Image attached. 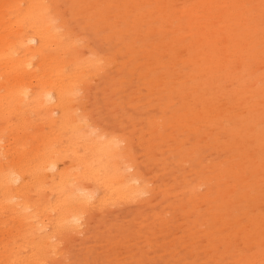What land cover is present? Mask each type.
Here are the masks:
<instances>
[{"label":"bare ground","instance_id":"obj_1","mask_svg":"<svg viewBox=\"0 0 264 264\" xmlns=\"http://www.w3.org/2000/svg\"><path fill=\"white\" fill-rule=\"evenodd\" d=\"M12 1L1 0L0 14L6 11L4 6L13 14ZM24 3L25 10L19 9L16 20L9 21L5 35L0 36V79L8 82L7 88L4 84L6 94L0 98V109L6 115L18 117V123L12 124L18 133L24 131L26 116L33 111L42 120L51 111L61 117L53 122L57 132L54 146L39 136L40 150L17 157L10 167L0 160V221L3 215L9 219L8 229L0 230L9 246L0 244V264H49L52 256L58 254L64 234L80 233L84 225L89 227L88 234L71 250L69 264H110L98 247H110L114 240L120 242L117 238L120 234H110L97 226L91 211L112 202L134 204L152 193L150 184L156 182L165 198L171 193L173 197L186 195L197 201L199 188L215 180L216 175L204 174V170L194 167L198 159L193 158L192 148L185 150L181 145L187 146L188 139L195 144L205 141L200 135L212 126L209 116L199 113L186 116L183 109L177 112L179 107L169 109L171 103L166 101L171 95L187 90L186 81L192 79L187 64L203 68L213 80L225 67L239 76L242 56L253 70H264V0H24ZM226 12L229 16L223 26L217 18ZM52 14L51 22L57 20L58 25L47 20ZM52 35L60 42L68 41L67 36L71 35L72 45L84 40L90 47L89 57L81 62V66L97 71L89 114H83V108L77 104L76 81L81 66L67 74L68 87L40 70L41 66H36L40 74L28 79H35L36 87L26 85L28 80L23 77L28 76V67L34 59L45 57ZM201 40L205 41L202 46ZM220 41H228L229 49ZM51 64L46 62L43 67ZM250 76L251 73L241 78L248 81ZM254 93L263 96V90ZM239 94L243 96L240 101L248 102L244 98L249 95L245 83L240 85ZM134 95H138V101ZM111 98L119 109L117 117L106 110L105 104ZM94 120L116 123V129L99 132ZM178 131L180 138L176 136ZM253 144L257 147L259 140ZM66 159L69 166L64 164L62 168ZM187 163L191 164L195 178L189 181L186 170L178 178L182 179V186L171 185L172 191L169 177ZM245 188L244 183L236 192L237 197L245 196ZM225 191L221 189L222 198L215 204L217 210L224 207ZM175 208V202L158 201L156 214L149 218L141 211L142 207L135 209L127 228L139 226L142 231L147 230L160 220L161 214L173 215ZM242 217L253 224L247 211ZM216 220L221 224L222 215ZM159 225L163 236L154 235L147 242L149 236L141 234L143 244L154 249L156 255L169 249L171 235L170 224L162 221ZM191 226L195 228L196 222ZM255 235L256 232L243 245L246 247L260 238ZM259 251L264 259V248ZM140 252L137 264L145 260L144 248ZM216 258L204 256L203 264H213ZM249 262L250 258L241 253L227 257L224 264Z\"/></svg>","mask_w":264,"mask_h":264},{"label":"rangeland","instance_id":"obj_2","mask_svg":"<svg viewBox=\"0 0 264 264\" xmlns=\"http://www.w3.org/2000/svg\"><path fill=\"white\" fill-rule=\"evenodd\" d=\"M11 5H13V14H10V10L6 6L4 7L7 12L0 14V36L5 35V27L9 21L11 23L16 20L19 9L25 10L27 7L24 0H13ZM6 15L8 16L6 17ZM228 16L229 13H223L217 18V21L224 26ZM2 17L3 20H1ZM53 17L54 14L47 20L58 25L57 20L55 23L51 22ZM62 31L65 32L66 29H62ZM52 36L45 57H42L41 60L34 59L32 65L27 69L28 76L23 78L28 80L29 77L40 74V70L43 69L46 74L58 79L57 83H60L61 86L68 87L70 80H68L67 74L81 66V62L89 57L91 50L84 40L72 45L71 35L67 36L68 41L62 42L54 35ZM201 41L200 46L205 42ZM220 42L226 50L229 49L228 41ZM65 49H68L70 54ZM63 51H66L67 54L61 57ZM201 60H204V56ZM46 62L52 63L51 66L44 68L43 65ZM247 64L248 60L242 56L239 63V76L232 71H227L225 67L215 80L209 77L203 68H194L187 64V70L192 73V79L186 81L188 83L187 90L171 95L166 102L171 103L169 109L179 107L177 112L181 113V109H183L186 116L192 113L209 116L212 126L200 135L205 141L195 144L193 139H188L187 146L181 145L185 150L186 147L189 150L192 148L193 158L198 159L194 167L204 170V174L210 172V174L216 175L215 180L210 181L208 186L199 188L200 199L197 201L191 200L186 195L173 197L171 193L165 198L160 192L159 183L156 182L150 184L153 192L134 204L112 202L108 206L91 211V218L94 223H97V226L104 228V231L110 234H112L111 232L120 234L117 236L120 242L114 240L110 247H98V252L102 254L103 258L107 257L110 264H137V257L141 256L140 248H144L145 251L143 264H203L204 256L210 259L217 256L213 264H224L227 257H234L236 254L239 256L241 253L250 258L248 264H262L264 259H262L259 249L264 248V235H261L264 234V70H253ZM36 66H41L40 70H37ZM230 68L232 69L233 66ZM92 72L94 73L90 77ZM96 72L95 68L82 65L78 73L76 81V86H79L77 104L83 108V114H89L94 103L91 89L96 83ZM250 73L248 81L241 78ZM243 83L249 90V95L244 97L248 102L239 100L243 98L239 94L240 85ZM4 84L7 88L8 82L0 79V98H4L6 94ZM35 84H37L35 79L28 80L26 83L28 87H36ZM49 89L50 86H47L46 90ZM259 90H263L262 97L254 93ZM215 92L217 95L214 99ZM133 98L138 101V95H134ZM105 105L110 115L118 116L119 109L114 98H111ZM60 117V113L51 111L48 118L42 120L37 118L33 111L29 116H26L27 122L24 131L18 133V130L12 128V124L18 123V117L14 114L6 115L0 109L1 162L10 167L17 157L40 150L39 136L54 146L53 142L57 141L54 139L57 137V132L53 122L59 120ZM94 123L98 126L99 132H113L116 129V123L113 122L104 124L94 120ZM176 136L182 137L179 131ZM256 139L259 140L257 147L253 144ZM258 148L260 149L257 151ZM64 164L69 166V159L61 163L62 168ZM190 166L191 164L187 163L183 169L177 168L169 177L168 184L172 191L171 185L182 186V179L178 180V178L183 177L184 173L187 172L186 176L189 181L195 178L192 174L193 168ZM223 180H225L224 183ZM244 183L246 184L244 189L246 194L242 198L237 197L236 192L240 191ZM221 189H226L223 195L225 202L224 207L217 210L215 204L219 203V199L222 198ZM158 201L175 202L176 208L173 215H169L170 213L161 214L160 220L147 230L142 231V227L139 226H136L135 229L127 228V222L135 209L142 207L141 211L148 214L147 218H149L156 214ZM213 209H215L214 212H212ZM246 211L248 214L250 213V220L253 221V224L242 217ZM220 214L222 220L218 225L216 217ZM162 221L170 224L169 249L156 255L157 252L154 249L143 244L141 234H144L145 237L149 236L146 239L147 242H150L154 235L163 236L164 231L159 225ZM194 222H196V227L192 228L191 224ZM8 225L9 219L3 215L0 221V230L8 229ZM13 226L14 230L15 225L13 224ZM88 230L89 227L84 225L80 233L64 234L58 247V254L52 256L49 264H69L71 250L79 244L83 236L88 234ZM255 232V236L260 238L245 247L243 243L252 238L251 236ZM12 240L13 238L10 241ZM4 241L5 237L0 235L1 247L9 248L8 242ZM102 251L103 253H101ZM218 253L221 255L219 256Z\"/></svg>","mask_w":264,"mask_h":264}]
</instances>
